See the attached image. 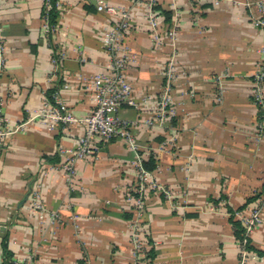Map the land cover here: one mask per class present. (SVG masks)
I'll return each instance as SVG.
<instances>
[{
	"label": "crops",
	"instance_id": "0c3cea01",
	"mask_svg": "<svg viewBox=\"0 0 264 264\" xmlns=\"http://www.w3.org/2000/svg\"><path fill=\"white\" fill-rule=\"evenodd\" d=\"M100 1L130 12L126 73L142 105L125 106L118 115L144 120L131 130L134 146L121 136L96 142L95 159L79 161L70 180L49 166L62 160L59 146L71 148L84 124L56 132L37 121L17 126L55 92L78 117L92 109L89 78L109 71L112 57L102 35L116 19L98 9ZM157 4L172 12L173 21L162 17L155 32L148 0H58V22L47 36L44 0H0L6 45L0 81L11 130L0 151V264H19L29 253L36 255L34 264H130L135 233L156 252L151 264H241L228 208L238 210L264 190V110L260 119L253 93L254 75L264 69V29L252 23L264 16V0ZM171 60L176 114L161 121L145 101L162 93L163 68ZM151 159L156 185L138 211L128 198L138 164ZM33 189L61 215L55 232L32 216ZM254 206L247 204L235 218ZM72 215L80 217L77 226ZM262 216L249 237L264 252ZM249 252L243 264H264V255Z\"/></svg>",
	"mask_w": 264,
	"mask_h": 264
},
{
	"label": "built area",
	"instance_id": "2783aa9c",
	"mask_svg": "<svg viewBox=\"0 0 264 264\" xmlns=\"http://www.w3.org/2000/svg\"><path fill=\"white\" fill-rule=\"evenodd\" d=\"M157 0H148V23L150 27L157 32L161 16L155 10ZM46 9L51 8L49 0H44ZM58 6V3H57ZM100 11H105L115 16V21L106 25L102 35L103 43L112 57V62L108 72H100L89 78L88 87L92 91L93 107L90 112L78 117L68 104L61 99L57 92L51 96H45L38 108L26 120L18 124V129H24L32 122L37 121L43 124L49 132H56L60 127L67 128L70 125L84 124V131L73 140L71 148L59 146L58 150L62 156L59 163L49 166V169L60 168L70 180L77 174V164L81 160H93L98 152L96 142H109L117 136H121L128 144L134 146V137L132 128L143 120L138 118L135 121H129L119 117L118 112L125 106L141 107L133 95V86L126 73V63L128 56L125 51L126 33L131 26V15L129 10H117L100 1L98 5ZM43 31L49 35L51 26L49 24L48 14L43 17ZM253 25L264 29V16H259L253 20ZM156 39L159 37L156 34ZM264 52V51H263ZM176 63L174 60L168 62L163 68L165 77V86L162 93L156 98L148 97L146 103L151 102L155 105L156 118L165 120L176 114L174 99V82L176 78ZM6 71V45L3 35V28L0 24V80ZM254 97L256 105L264 110V69L259 70L254 75ZM5 94L0 81V151L6 146L5 139L11 134L8 125L10 119L4 112L3 101ZM146 123L153 124L151 119H146ZM138 183L129 194V201L138 211L144 209V194L150 186L155 187L152 182L151 172L146 170L143 165L138 164ZM30 212L36 217L43 226H48L55 232L62 224L63 220L58 212L50 211L44 205L41 193L38 189L30 192L29 198ZM264 211V190L261 196L255 200V206L250 214L241 215V220L246 227V234L249 233L263 222ZM75 226L80 217L72 215ZM138 225V224H137ZM246 240L241 245L242 262L250 256V252L245 249ZM148 250L147 242L141 234H134L133 238V258L130 264H145V255ZM36 255L29 253L19 264H34Z\"/></svg>",
	"mask_w": 264,
	"mask_h": 264
},
{
	"label": "trees",
	"instance_id": "16d2710c",
	"mask_svg": "<svg viewBox=\"0 0 264 264\" xmlns=\"http://www.w3.org/2000/svg\"><path fill=\"white\" fill-rule=\"evenodd\" d=\"M50 1V4H51V8L49 10L46 9V6L44 5L43 6V9H42V17L47 13L48 14V18H49V24L51 26V31L49 33V35H52L56 25H57V22H58V16H59V9H58V6H57V3H58V0H49ZM155 10L159 13V15L161 17L164 18V20L166 22H172L173 21V14L172 12L170 11H166V10H163L160 5H156L155 6ZM262 112L263 110L260 108L259 110V115H261V118L262 119ZM155 162L151 159L149 161H144L143 162V166L146 170L148 171H154L156 169V165L154 164ZM261 196V192H257L255 193L252 197H250L247 201V204L251 203L252 201H255L257 200L259 197ZM246 204V205H247ZM245 205V206H246ZM241 207L239 208L238 210H233L231 207L228 208V211L231 213V222L234 226V230H235V235H236V238L238 239V241L240 242V244L243 243L244 240H246V243H245V249L247 251H256L258 254L260 255H264V252H261L259 250H256V248H254V246L252 245V242H251V239L249 237V235L246 234V227L243 223V221L241 219H236L235 218V213L236 211H241L243 210V208L245 207ZM155 254L156 252L154 251V249H150V250H147L146 251V255H145V264H151V259L155 257ZM148 262V263H147Z\"/></svg>",
	"mask_w": 264,
	"mask_h": 264
},
{
	"label": "water",
	"instance_id": "95a60500",
	"mask_svg": "<svg viewBox=\"0 0 264 264\" xmlns=\"http://www.w3.org/2000/svg\"><path fill=\"white\" fill-rule=\"evenodd\" d=\"M3 230V227H0V231H2Z\"/></svg>",
	"mask_w": 264,
	"mask_h": 264
},
{
	"label": "rangeland",
	"instance_id": "374dc122",
	"mask_svg": "<svg viewBox=\"0 0 264 264\" xmlns=\"http://www.w3.org/2000/svg\"><path fill=\"white\" fill-rule=\"evenodd\" d=\"M258 192H260V191H258Z\"/></svg>",
	"mask_w": 264,
	"mask_h": 264
}]
</instances>
